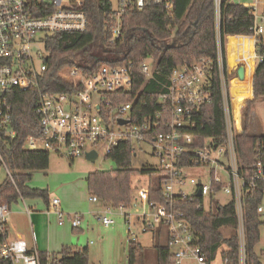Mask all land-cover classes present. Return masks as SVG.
<instances>
[{
    "label": "built area",
    "instance_id": "2783aa9c",
    "mask_svg": "<svg viewBox=\"0 0 264 264\" xmlns=\"http://www.w3.org/2000/svg\"><path fill=\"white\" fill-rule=\"evenodd\" d=\"M223 1L214 0L218 26ZM259 1L248 7L255 20L251 31L256 40L257 37L264 39V28L258 25ZM149 6L171 11L175 0H117L111 14L116 26L110 43L122 37V18L127 12H142ZM86 7V0H0V168L7 173L6 183L10 181L17 187L14 172L3 153L17 137L13 127L14 94L37 92L39 130L26 139L25 151L53 153L74 162L92 152L98 158L101 154L108 157L120 144L129 143L133 156H137L136 145L145 144L152 146V155L160 159L159 166L145 165L155 173L144 177L147 181L136 186L129 205L116 208L106 205L97 214L104 226L115 225L112 215L118 211L131 224L130 241H137L133 232L137 221L144 233L162 230L175 264H182L185 259L195 264H215L202 252L198 235L186 212L178 208L176 198H202L208 208L211 200L221 203L219 197L227 195L229 203L234 202L236 206L240 252L245 253L243 201L251 193H260L263 202L257 212L260 217L264 214V164L257 163L249 172L238 158L235 137L244 133L241 109L239 113L234 109L224 79L227 140L221 143L210 138L198 146L195 137L185 132L192 124L194 112L210 101L208 61L174 69L165 92L159 97V111L142 120L135 115L140 114L138 102L145 85H138L132 64L105 63L89 72L74 65L72 84L66 92L47 90L50 87L46 79L49 38L57 34L87 33L90 20ZM155 70V59L148 57L141 64L139 75L148 80L153 78ZM128 96L131 99L125 101ZM144 107H148L147 103ZM155 180L159 181L157 186L153 185ZM186 188L191 192H185ZM158 195L167 204L159 201ZM90 201L99 203L95 196ZM60 205L58 198L52 200L59 225L68 221L73 229H80L83 218L66 214ZM26 210L32 213L30 208ZM11 213V205L0 204V264H41L37 249H30L21 238H12Z\"/></svg>",
    "mask_w": 264,
    "mask_h": 264
},
{
    "label": "trees",
    "instance_id": "16d2710c",
    "mask_svg": "<svg viewBox=\"0 0 264 264\" xmlns=\"http://www.w3.org/2000/svg\"><path fill=\"white\" fill-rule=\"evenodd\" d=\"M90 28L85 34H57L49 38L47 50L49 70L46 79L50 82L47 90L64 93L72 84L71 70L74 65L84 71H93L102 64L112 63L130 65L136 71L139 86L145 85L141 98L140 114L135 118L142 120L150 113L160 109L159 97L174 69L208 61L210 68V101L197 109L192 117V124L185 132L195 137L198 146L210 139L221 143L227 140L223 79L230 91L232 74L228 72L226 61V39L229 58L235 59L239 54V38L253 37L251 28L255 20L252 11L241 4L224 0L221 5L219 26L216 19L214 0H175V7L169 11L162 7L149 6L142 12H127L122 18V37L111 44L116 21L111 19L113 4L111 0H86ZM264 15V14H263ZM251 39V38H250ZM257 65L253 79L252 91L241 98V104L247 101V115L244 133L235 137L238 158L252 172L254 166L264 164V136L248 134V123L253 104L264 99V39L256 40ZM153 57L156 70L151 79L139 75V68L145 59ZM222 59V62L220 61ZM248 71V70H247ZM37 92H16L12 100L14 109L13 127L17 137L10 148L3 150L8 167L14 172L17 187L10 181L0 185V204L12 205L18 197L43 198L47 204L50 198L45 190H33L26 186L31 181L33 172L47 171L50 166V154L24 150L26 139L37 134L39 130L37 115ZM131 98L125 97V101ZM147 103L148 107H144ZM137 105V106H138ZM132 145L122 143L108 156L115 164L113 171H96L87 175L86 181L91 196L98 198L104 206L119 207L129 205L135 196V176L152 177L155 171L144 166L141 170L133 167ZM160 174V172H157ZM159 181H153L157 186ZM153 190H156L155 188ZM157 198L163 204L165 199ZM177 206L187 214L191 226L199 238V246L212 263L219 256L226 264H240L239 220L235 203L222 205L211 200L208 208L202 198H176ZM263 202L260 193H251L243 201L244 234L246 264H263L257 253L261 240V221L257 209ZM150 232V231H148ZM225 232L228 233L225 236ZM155 233L154 250L157 264H175L169 247L165 244L162 230ZM224 247V248H223ZM224 249V250H223ZM143 251L142 245L129 241L130 264H136ZM41 264H90L88 249L74 252L64 248L59 254L39 252Z\"/></svg>",
    "mask_w": 264,
    "mask_h": 264
},
{
    "label": "rangeland",
    "instance_id": "374dc122",
    "mask_svg": "<svg viewBox=\"0 0 264 264\" xmlns=\"http://www.w3.org/2000/svg\"><path fill=\"white\" fill-rule=\"evenodd\" d=\"M114 5L117 0H111ZM256 0H230V3L241 4L246 7L253 6ZM264 7L263 0L259 1L258 7V25L264 28ZM228 39V38H227ZM226 39V61L228 63V40ZM240 51L235 59L229 58V66L231 69H236L246 63L247 66V81L242 83L237 77V70H232L233 79L230 81V92L235 101L236 112L239 113V106L241 98L252 91V78L249 76V71L254 70V51L253 44L249 37L239 38ZM222 62V59L220 60ZM228 66V64H227ZM233 66H236L233 68ZM229 70V67H228ZM254 78V77H253ZM254 96V95H253ZM254 99V98H253ZM251 99V100H253ZM250 101V100H248ZM232 102V101H231ZM247 102V101H245ZM247 115V106L241 109V121L243 122V129L245 128ZM248 134L256 136H264V99L257 100L253 104L252 112L248 123ZM137 156L133 157V167L136 170H141L145 165L159 166L161 161L154 157L153 147L145 144H137ZM146 154V155H145ZM116 169L115 162L103 154L95 161H88L85 157L78 158L73 163L67 157L60 158L59 156L50 153V166L48 171L33 172L32 179L26 186L33 190H45L50 199L54 197L61 201V209L66 214L80 216L83 218L81 230L73 229L74 240L73 244L79 248L88 249L90 264H130L129 260V241L130 232L132 230L131 224H128V219L119 215L118 211H114L112 218L116 222L111 227H106L102 224L97 216L98 213L104 211V205L93 203L90 201L91 195L88 191L86 177L91 172L96 171H113ZM8 179L7 173L3 168H0V183H6ZM141 181H147L142 176H135L133 178L134 186L141 185ZM185 192L190 193L189 188ZM222 205L229 203L230 197L221 195L219 197ZM18 197V202H13L11 205L10 224L20 226L24 229V223L27 210L26 207L32 210V214H43L48 210V204L43 198ZM67 209H65V208ZM54 211V209H51ZM261 221L264 223V214L261 215ZM27 222V220H26ZM67 224L68 221H65ZM133 232L137 235V243L142 245L143 251L138 257L136 264H157L156 253L154 250L155 233H144L141 224L135 221ZM70 229L71 226H70ZM22 235V233H21ZM228 233L225 232V236ZM12 236V231H11ZM239 236V234H238ZM12 238H15L12 236ZM224 248V247H223ZM224 250V249H223ZM257 253L260 260L264 264V225L261 227V240L258 244ZM217 264H226L221 256L216 260ZM182 264H195L193 260H184ZM240 264H246L245 253L240 252Z\"/></svg>",
    "mask_w": 264,
    "mask_h": 264
},
{
    "label": "crops",
    "instance_id": "0c3cea01",
    "mask_svg": "<svg viewBox=\"0 0 264 264\" xmlns=\"http://www.w3.org/2000/svg\"><path fill=\"white\" fill-rule=\"evenodd\" d=\"M229 38L231 37H228V39ZM253 38H254V44H255V56H254L255 61H254V72H253V77H254L258 60H257V55H256V43L257 42H256L255 37ZM227 59H228L227 64L229 67L228 72L232 70H237L239 64L236 65L237 66L236 69H231L229 66V58L227 57ZM243 65L245 66V68L247 67L246 63H244ZM236 66H233V68ZM253 98L254 96L252 95V97L247 99L246 101L251 100ZM232 104L234 105V109L237 108L235 106V101L233 97H232ZM239 109H242V105L239 106ZM60 158H63V157H60ZM53 199H50V203L48 205L49 208L47 212L43 214L44 216L40 214H32V213L28 214L27 212L24 213L26 214V216H24V218L26 217L25 223H24V229H22L20 226L13 224L12 222L11 223L12 236L15 237L14 239L21 238L22 240L27 242L30 249L32 250L37 249L38 252H45L50 255L59 254L66 247L71 248L72 252L81 249L77 245L73 244V240H74L73 237H74L75 231L73 230L72 227H71L72 229H70L71 225L65 223L63 226H60L55 214L53 213V211H51V209H54L52 206Z\"/></svg>",
    "mask_w": 264,
    "mask_h": 264
},
{
    "label": "water",
    "instance_id": "95a60500",
    "mask_svg": "<svg viewBox=\"0 0 264 264\" xmlns=\"http://www.w3.org/2000/svg\"><path fill=\"white\" fill-rule=\"evenodd\" d=\"M237 77H238V79L240 81H243L244 80V77H245V66L244 65H241V66L238 67V69H237ZM122 123L124 124L125 122H122ZM97 158H98V156H97V153L96 152L89 153L86 156V159L88 161H91V162H95L97 160ZM197 196L200 197L201 196V193L199 192L197 194Z\"/></svg>",
    "mask_w": 264,
    "mask_h": 264
},
{
    "label": "bare ground",
    "instance_id": "6f19581e",
    "mask_svg": "<svg viewBox=\"0 0 264 264\" xmlns=\"http://www.w3.org/2000/svg\"><path fill=\"white\" fill-rule=\"evenodd\" d=\"M251 38V42L253 44V53H254V56H255V44H254V38L253 37H250ZM253 56V57H254ZM247 81V67L245 68V77H244V80L241 81L242 83H245ZM252 83V81H250Z\"/></svg>",
    "mask_w": 264,
    "mask_h": 264
}]
</instances>
